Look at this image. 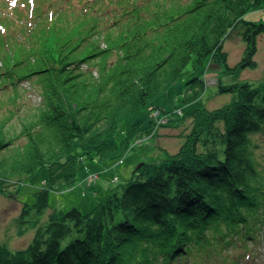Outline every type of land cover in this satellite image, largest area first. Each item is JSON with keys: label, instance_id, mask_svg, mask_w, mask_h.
Wrapping results in <instances>:
<instances>
[{"label": "trees", "instance_id": "obj_1", "mask_svg": "<svg viewBox=\"0 0 264 264\" xmlns=\"http://www.w3.org/2000/svg\"><path fill=\"white\" fill-rule=\"evenodd\" d=\"M74 7L46 28L36 69L27 63L21 70L19 60L0 72V90L38 76L45 95L44 108L20 133L0 122L1 190L49 168L34 204L24 203L13 221L20 235L34 230L33 238L16 250L0 240V264H224L222 251L258 243L264 79L222 86L232 99L206 109V122L184 134L178 151L141 163L89 212L50 211L49 197L76 186L84 160H117L144 138L151 120L134 123L121 139L119 124L173 85H187L188 102L200 98L208 61L232 74L255 67L264 18L245 16L264 0H86ZM235 33L246 49L232 67L225 41Z\"/></svg>", "mask_w": 264, "mask_h": 264}, {"label": "rangeland", "instance_id": "obj_2", "mask_svg": "<svg viewBox=\"0 0 264 264\" xmlns=\"http://www.w3.org/2000/svg\"><path fill=\"white\" fill-rule=\"evenodd\" d=\"M84 1L86 0H0V72L12 69L19 60L24 61L25 68L22 67L21 70L29 67L27 63L35 64L34 59L39 57L36 53L41 49L42 40L48 37L47 30L56 25L59 15L68 16L74 13V6L81 7ZM259 17L264 18V7L251 10L245 19L254 20ZM245 49L246 43L240 34L229 35L225 41V50L232 67L242 59ZM255 58V67L234 71L237 75L232 74L222 63L208 61L203 72L205 91L200 98L186 101L185 97L190 89L184 82H180L153 99L151 106L144 111L130 114L119 124L118 139L136 122H141L145 127L151 120L150 132L127 146L117 160L105 163L84 160L79 166V180L75 187L50 193L49 210L68 211L77 206L81 211L89 212L97 204L104 202L113 188L131 180L141 163L161 162L165 160L168 152L178 151L184 142V134L195 125L200 126L206 122V109L218 108L232 99V93L220 92L222 86L235 81L254 84L264 79V34L258 37ZM34 68L36 69V65H33ZM44 106V89L38 76L0 90V122H6L9 134L20 133L24 124L35 118ZM24 140L22 138L17 141V145H23ZM262 141L264 144V138ZM258 157L261 162L264 161V148L258 149ZM86 167H90L92 171ZM48 175L49 168L42 167L24 177L16 188L0 190V240L7 242L11 249L26 247L33 238L34 230L20 235L13 221L20 214L24 203L34 204L36 193L43 187ZM93 188L98 191L96 196ZM247 249L222 251L219 257L228 262L224 264H229L240 256L241 261L238 264H264V230L261 240L258 243L250 242ZM199 264L208 263L200 261Z\"/></svg>", "mask_w": 264, "mask_h": 264}, {"label": "crops", "instance_id": "obj_3", "mask_svg": "<svg viewBox=\"0 0 264 264\" xmlns=\"http://www.w3.org/2000/svg\"><path fill=\"white\" fill-rule=\"evenodd\" d=\"M86 169H89V170H91L92 171V169L89 167H86ZM105 172V171H104ZM86 173H88V172H86ZM87 176H89V174H87ZM114 178V177H113ZM107 183V182H106ZM109 186L111 185V183L109 184V183H107ZM103 187V186H102ZM94 189V192H96V193H98V191H97V189L96 188H93Z\"/></svg>", "mask_w": 264, "mask_h": 264}, {"label": "bare ground", "instance_id": "obj_4", "mask_svg": "<svg viewBox=\"0 0 264 264\" xmlns=\"http://www.w3.org/2000/svg\"><path fill=\"white\" fill-rule=\"evenodd\" d=\"M88 178H90V176H88Z\"/></svg>", "mask_w": 264, "mask_h": 264}, {"label": "water", "instance_id": "obj_5", "mask_svg": "<svg viewBox=\"0 0 264 264\" xmlns=\"http://www.w3.org/2000/svg\"><path fill=\"white\" fill-rule=\"evenodd\" d=\"M0 190H1V186H0Z\"/></svg>", "mask_w": 264, "mask_h": 264}]
</instances>
